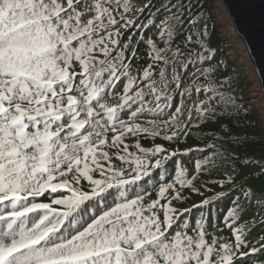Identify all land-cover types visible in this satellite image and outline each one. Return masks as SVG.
<instances>
[{
  "label": "snow or ice",
  "instance_id": "snow-or-ice-1",
  "mask_svg": "<svg viewBox=\"0 0 264 264\" xmlns=\"http://www.w3.org/2000/svg\"><path fill=\"white\" fill-rule=\"evenodd\" d=\"M205 17L199 0H0V264H247L264 252V236L248 240L264 225V182L248 183L264 177V103L257 137ZM193 127L210 134L203 147L187 145ZM192 152L190 173L178 157ZM213 173L222 190L183 206ZM229 195L218 220L202 211Z\"/></svg>",
  "mask_w": 264,
  "mask_h": 264
},
{
  "label": "trees",
  "instance_id": "trees-1",
  "mask_svg": "<svg viewBox=\"0 0 264 264\" xmlns=\"http://www.w3.org/2000/svg\"><path fill=\"white\" fill-rule=\"evenodd\" d=\"M162 2V0H155V3L157 6H159V3ZM175 2V0H173ZM193 4L195 5L197 3V0H192ZM199 4L203 6V11L206 14V19L208 22V28L211 36L210 40V46L216 50V60L226 62L227 64V73H231L236 79L235 84L238 85V92L237 94L242 96L245 101V107H248L249 105L253 106L254 111L251 115L246 117H241V124L244 125V127L248 131H252L253 129H257L256 136L259 137L261 133L258 131L259 128V122L256 120V117L260 116L262 113L260 111L261 104L263 103L262 94L260 90V86L258 83L257 76L255 74V71L253 69L251 60L248 56L249 62H235V59L238 55H240L241 51L237 52L236 47L231 46L232 43H234L235 39V32L234 28L231 22V19L229 17L228 12L222 5L220 0H199ZM197 9L194 8L193 11L195 12ZM185 27H187V20H185ZM237 39H240L237 37ZM241 40V39H240ZM239 40V41H240ZM243 48L246 51V48L241 41ZM144 47L141 46V53L143 54ZM247 52V51H246ZM146 61V58H145ZM226 73L222 72L220 75H225ZM257 79V82L254 81V79ZM253 83V84H252ZM255 83L257 84V87L254 88ZM258 92V93H257ZM251 122V123H249ZM209 125H204L203 128H208ZM205 136H208L210 138V134L204 133L202 129L193 127L192 133L189 136L187 140V145L196 147L197 141L200 143V147H203L205 144L209 142V139L204 138ZM129 144L134 143V138H129L127 141ZM142 143L145 146H151L153 141L151 140H142ZM155 143H163L161 140H156ZM185 145H181V147H184ZM245 147L250 149L251 153H258L260 148L262 147L261 144L255 143V144H249L245 145ZM135 151V149H133ZM200 156V153L198 152H192L190 154H186L183 156L178 157V159L182 160L184 164L188 167L190 173L194 170V161ZM169 170H171V164H169ZM249 171H252L253 169L250 167L248 169ZM215 174L213 173L210 176H203L201 180H197L196 184L198 187H200L202 180L209 181V189L210 191L205 190L203 187H200V191L203 193V195H197L195 193H191L189 191H185V195L189 197L187 200V204L183 206H191L193 203H198L202 199L206 197H212L215 195L216 192L221 191L215 183H212L211 181L214 179ZM264 182V177H262L259 180H249L248 183L252 184L254 187H260L261 183ZM84 187L87 188V183L84 182ZM65 194H67L65 192ZM236 193H233L235 195ZM151 198H155V192L152 193ZM231 195L225 196L224 199L218 200L215 204H212L204 209L206 214L211 212L212 219L218 220L221 218L227 208L230 206L231 201ZM48 197L46 196L44 198L45 202L47 201ZM254 210H250L248 213H246L245 218L249 219L252 215V212ZM197 213L194 212L193 215H196ZM259 215L256 216V219L259 220ZM223 227V225H221ZM211 231V229H210ZM218 235L228 236L229 233L227 229H225L222 233H217ZM261 236H264V225H260L251 232V234L248 236L249 241H258L260 240ZM264 243V241H261ZM259 247V244H257ZM244 251H248V248H245ZM256 260H264V252L259 253L257 256H254L250 258L247 261V264H255Z\"/></svg>",
  "mask_w": 264,
  "mask_h": 264
},
{
  "label": "water",
  "instance_id": "water-1",
  "mask_svg": "<svg viewBox=\"0 0 264 264\" xmlns=\"http://www.w3.org/2000/svg\"><path fill=\"white\" fill-rule=\"evenodd\" d=\"M243 42L264 103V0H220Z\"/></svg>",
  "mask_w": 264,
  "mask_h": 264
},
{
  "label": "rangeland",
  "instance_id": "rangeland-1",
  "mask_svg": "<svg viewBox=\"0 0 264 264\" xmlns=\"http://www.w3.org/2000/svg\"><path fill=\"white\" fill-rule=\"evenodd\" d=\"M234 37H235V39H234V43H232L231 46H233V47L235 46L237 52L241 51L240 55H238V56L236 57L235 62H241V60H242L243 62H249V61H248V54H247V52L245 51V49L243 48L242 43H241V40H240V39H237V37H239V36L235 35ZM239 38H240V37H239ZM239 40H240V41H239ZM253 79H254V78H253ZM254 81L257 82V79L255 78ZM252 84H253V83H252ZM255 87H257V84H256V83H255L254 88H255ZM259 88H260V87H259ZM260 90H261V89H260ZM257 93H258V92H257ZM261 94H262V92H261Z\"/></svg>",
  "mask_w": 264,
  "mask_h": 264
}]
</instances>
